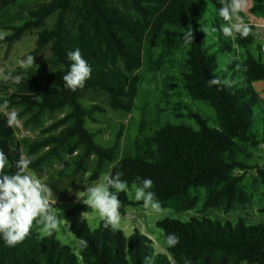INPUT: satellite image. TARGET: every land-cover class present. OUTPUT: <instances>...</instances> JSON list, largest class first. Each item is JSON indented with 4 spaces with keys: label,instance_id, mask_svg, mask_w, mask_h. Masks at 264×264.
<instances>
[{
    "label": "trees",
    "instance_id": "1",
    "mask_svg": "<svg viewBox=\"0 0 264 264\" xmlns=\"http://www.w3.org/2000/svg\"><path fill=\"white\" fill-rule=\"evenodd\" d=\"M23 1L26 0H0V12ZM227 3L229 0H51L31 11L21 24L6 26L12 33L0 44L10 46L26 34L44 29L46 21L55 16L52 26L39 33L35 49L27 55L35 60L50 45L53 57L49 62L62 68L41 78L33 69L19 67L11 72L13 76H23L13 95L2 97L1 90L7 87L0 84V104L7 99L8 110H18L22 125L33 128L39 127L47 114L66 112L41 130V138H26L21 143L15 128L7 126V118L0 112V149L9 160L4 171L14 174L15 162L23 154L31 160V170L44 172L54 162L63 163L60 177L90 173L89 181L97 182L104 166L111 163L109 175L123 173L121 179L129 187L138 183L137 177L151 179V191L162 208L179 213L195 210L201 200L194 190L207 191L204 209L221 208L228 214L236 206L248 205L249 196L241 188L244 175L235 176L234 172L250 168L238 160L239 144H264V116L258 120L255 108L260 99L253 85L264 81V49L258 47L256 57L249 50L253 36L236 34L235 44L247 54L242 66L245 85L233 83L238 72L236 63L230 62L223 71L219 70L217 55L230 52L232 47L216 24L213 27L220 31L218 49L211 52L213 46H206L203 9L211 4L219 16L222 4ZM251 12L264 13V0H256ZM188 30L194 33L191 44L182 39ZM183 46L188 48L184 74L188 96L214 109L219 130H210L202 116L189 111L188 116L196 120L200 130L166 124L151 136H138L134 155L119 158L122 128L112 146L98 145L85 123H95V114L103 109L99 105L84 107L81 101L85 95L104 97L114 112L131 113L139 91L134 74L146 62L151 72L161 69L165 60ZM77 48L88 61L92 75L82 89L73 92L65 88L63 76L71 64L67 53ZM103 61L105 66L95 69ZM230 71V79L226 80ZM214 79L219 83L210 84ZM144 128L142 125L140 132ZM256 170L264 180V167ZM118 195L122 207L143 205L127 193ZM90 210L82 206L57 215L61 221ZM156 226L164 240L168 234L179 237L175 247H167L170 257L156 253L152 240L138 230L126 236L120 229L105 228L103 221L96 229L84 221L81 226H72L71 232L77 240L88 242L86 248L78 245L75 251L58 240L56 231L42 236L40 226L34 225L30 235L13 247L0 236V264H185L186 259L191 264H264L263 223L248 226L242 218L236 223L210 218H165Z\"/></svg>",
    "mask_w": 264,
    "mask_h": 264
},
{
    "label": "rangeland",
    "instance_id": "2",
    "mask_svg": "<svg viewBox=\"0 0 264 264\" xmlns=\"http://www.w3.org/2000/svg\"><path fill=\"white\" fill-rule=\"evenodd\" d=\"M51 0H34L20 2L15 8L8 7L0 12V32H6L10 35L12 32L5 27L9 25H18L28 19L29 13L50 2ZM256 4V0H248V7L245 13H241L245 22L250 26V34L253 36L254 42L250 45L249 50L257 57L259 55L258 47L264 49V13L254 14L251 8ZM204 29H212L216 24L220 27L225 21L215 14V9L211 4L204 5ZM219 22H216V19ZM55 16L46 21L45 28H49L54 23ZM41 30H34L26 34L18 42L12 45L6 43L0 44V68L6 71L13 72L19 68L18 61L26 59L25 56L35 49L36 41ZM220 31L209 32L205 36L206 46H213L211 52L218 49L217 44L220 41ZM236 34L232 37H227L226 41L232 47L230 52L219 53L217 59L219 62V70L223 71L229 66V63H236L238 72L233 81L239 86L245 85V80L242 74V66L246 59V50L235 44ZM187 46H183L175 54L165 60L161 69L150 71L147 62L134 75L137 77L134 81H138L139 91L135 102L134 110L131 113L114 112L106 104L104 97L96 99L91 93L85 95V99L81 101L84 107L91 108L93 105H99L102 113H96V122L86 121L85 127L95 135V141L102 147H110L115 141L116 134L122 128L121 150L119 158L124 155H134L135 141L138 136L141 138L153 135L157 130L166 124L171 125H186L195 130H200V125L195 119L188 116L189 111L199 114L205 119L206 126L210 130H219V124L215 115V111L209 104L200 101L192 100L187 93L184 83V74L187 70L185 59L187 56ZM102 54V53H101ZM264 56V54H263ZM50 45L45 47L43 51L35 59V64L31 67L37 75L45 78L47 75L56 72L62 67H57L49 62L52 59ZM159 57V51L156 52L155 59ZM264 63V57L262 58ZM105 66V62H101L95 69ZM219 72V71H218ZM232 71L229 72L226 80L230 79ZM21 79L23 76H19ZM2 87H7V90H1V96H11L17 90V85L12 81L4 82L0 78ZM259 94L260 102L256 106L255 111L258 120L264 116V81H259L253 84ZM1 87V88H2ZM180 104L185 105L181 107ZM18 113V110H16ZM66 111H60L54 116L45 115L42 124L39 127H25L20 120V127L15 128L17 140L21 143L24 139L31 140L42 137L41 130L49 126L53 121L62 117ZM144 115V117H143ZM145 128L140 132L141 126ZM258 126V125H257ZM238 160L247 164L250 168L246 171L236 169L235 176L244 175V180L241 188L248 194L250 202L246 206H236L230 213L225 214L221 208L204 209L202 204L207 197V191L194 190L201 202L199 206L189 212L179 213L170 208H162L160 213H154L142 206H126L120 209L122 215L120 230L126 236H130L135 230L149 237L154 245L155 252L158 254H170L167 252V246L164 243L163 232L157 228L156 223L159 220L170 218L180 221H189L193 218L212 220H220L222 222L230 221L236 223L238 219L245 220L248 226L256 224H264V180L259 178L256 168L264 167V144L259 147H252L249 144H239ZM112 164L104 166V170L100 178L104 175H109L112 170ZM63 163L54 162L53 166L45 169L44 172L32 170L41 178H45L48 185L53 191V199L56 198L54 207L60 211L57 214H63L72 209L87 206L83 203L85 198L80 192L86 190L87 184L90 182V173H82L74 178L60 177L59 173L63 170ZM134 185L129 187L128 196L134 199ZM80 196V198L78 197ZM77 213L60 221L57 238L62 244L70 246L77 251V239L71 232L72 226H81L86 221L91 228L96 229L101 222L97 213L92 209L89 212ZM39 229V228H38Z\"/></svg>",
    "mask_w": 264,
    "mask_h": 264
},
{
    "label": "clouds",
    "instance_id": "3",
    "mask_svg": "<svg viewBox=\"0 0 264 264\" xmlns=\"http://www.w3.org/2000/svg\"><path fill=\"white\" fill-rule=\"evenodd\" d=\"M248 7V0H229V3L222 4L219 9V16L225 21L221 26L225 37H232L239 34L246 38L250 32V26L245 22L241 13H245ZM216 29H204V32H215ZM7 33L0 32V40L5 39ZM185 44L194 41L193 30L183 33ZM67 59L71 61L69 71L63 76L65 88L75 92L82 89L85 82L91 78L92 69L86 59L82 57L79 48L67 53ZM35 64L34 56L27 55L26 59L18 61L20 68L27 70ZM0 78L4 82L12 81L15 84L21 83L19 76H13L11 72L4 74L0 68ZM210 84H217L219 81L211 80ZM9 101L5 99L0 104V112L7 118V126L11 128L20 127V120L16 110L9 111ZM9 160L4 151L0 149V236L4 242L13 247L22 243L31 233L34 225H38L42 236H51L54 231L59 230L60 220L57 212L60 211L54 205L53 191L46 182L30 169L31 160L23 154L15 162L17 171L14 174L6 173L5 167ZM123 173L104 175L97 182L86 185V190L80 192L85 198L83 203L98 214L104 227L109 226L113 231L118 230L121 225L122 215L120 209L122 202L119 193L128 192L129 185L126 180H122ZM138 183L134 184V199L142 201L143 207L154 213L162 211L161 204L156 193L151 191L153 181L148 178L137 177ZM80 198V196L78 195ZM84 215V213L82 214ZM81 248L87 247V241L80 238L77 241ZM168 248L175 247L179 243V237L175 234H168L164 240ZM185 264H191L187 259Z\"/></svg>",
    "mask_w": 264,
    "mask_h": 264
}]
</instances>
